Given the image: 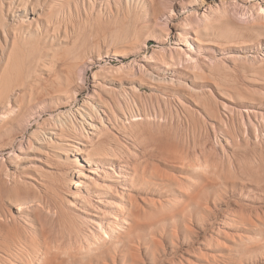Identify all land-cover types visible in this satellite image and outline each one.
I'll use <instances>...</instances> for the list:
<instances>
[{
    "label": "rangeland",
    "instance_id": "374dc122",
    "mask_svg": "<svg viewBox=\"0 0 264 264\" xmlns=\"http://www.w3.org/2000/svg\"><path fill=\"white\" fill-rule=\"evenodd\" d=\"M207 1H200L197 14ZM190 2L0 0L2 73L11 79L27 73L28 89L40 88L20 119L0 117V264H112L114 257L115 264H264V18L249 2L197 20ZM180 28L185 38L176 35ZM197 30L216 46H199L192 39ZM122 45L124 56H112ZM76 55L70 69L75 89L63 102L44 96L42 75L54 78ZM147 70L160 79L148 78ZM89 95L104 105L109 128L90 140L78 116L76 124L72 115L64 120L70 136L87 140L88 151L99 157L85 162L79 156L86 180L70 174L72 160L33 140L35 131L54 126L59 107L75 112ZM106 150L122 155L133 173L118 188L123 206L136 205L127 221L140 224L142 241L130 243L132 258L120 252L127 224L111 228V240L93 242L97 230L86 217H94L77 205L85 207L89 190L92 205L108 201L94 196L108 165ZM71 178L82 183L71 186ZM9 197L33 203L27 216L14 212ZM89 241L92 249H81ZM104 245L118 251L102 260L97 252Z\"/></svg>",
    "mask_w": 264,
    "mask_h": 264
},
{
    "label": "bare ground",
    "instance_id": "6f19581e",
    "mask_svg": "<svg viewBox=\"0 0 264 264\" xmlns=\"http://www.w3.org/2000/svg\"><path fill=\"white\" fill-rule=\"evenodd\" d=\"M200 1H203V0H200ZM200 1L199 0H191V2L187 5L190 8V11H191L190 13H192L195 16L197 15V17H198V18L196 17L197 20L206 17L208 15L207 12H212L213 13L214 10H218L219 8L226 9V8H228L230 6L231 7L232 6H239V5H241V3H245V4L247 3L248 4L249 2H250V4H249L250 6L249 7L250 8H253L254 6H257L258 9L260 11H262V15H263V18H264V6L262 5V4H264V0H218V2H216L215 0H209V1H207L202 6L203 9H204V11H202L201 15L200 14H197V10L201 6ZM254 1H256V2H254ZM187 10H188V8H187ZM249 13H250V11H249ZM24 15H25V13H24ZM24 20H25V18H24ZM188 21L190 23H192L194 21V18H192V17L189 16L188 17ZM262 21H263V19H262ZM20 23H21V21H20ZM251 24H252V27H255V28H259L260 27V22L258 20H256V19H253V21L251 22ZM192 34L194 35V36H192V39L199 46H216V44L210 43L209 41L203 42V39H202L201 34H200V31H198V30L197 31H194ZM176 35L179 38H185V36H187V32L184 29H181L180 28V29L177 30ZM5 37H6V35H5ZM5 44H7V39H5L4 45ZM56 44H60V43H56ZM126 47H127V45H122V46H119V47H114V50H113V52H112L111 55L112 56H116V57H118V56L119 57L120 56H124L125 51L127 49ZM230 47H235L236 48V47H238V45L237 44L230 45ZM1 49H5V48L2 47ZM1 55H2V52H1ZM68 56H69V54H68ZM79 58L80 57L78 55L74 56L73 61L66 66V68H67L66 70H63L61 68L59 70H57L56 73H55V75L53 74L54 75V78H55V76L57 77L56 80H53L54 78L51 77V76H49L48 74H43L42 76L44 78V81L46 83H48V87L41 88L40 92L44 96L45 95L55 96L58 99H60V101H62V102L64 100H66L65 98L67 97V95L69 94V92H71L72 90L75 89V87H74V85L72 83L73 78H72V75L70 73V69L74 66V63H76L79 60ZM3 62H4V60H3ZM0 63H1V61H0ZM5 69H6L5 72L8 73L9 72L8 71V67H6ZM2 70L3 69L0 68V114H2V115H0V117L4 118V119H6V121H9L10 122L12 120L20 119L23 116L24 112L26 110H28L30 108V106L33 104L32 101H33L35 95L39 93V91H37V90H39L40 88L39 89H36V84H35V87H32V88H29L28 89V86H30L32 83L29 84L27 82L28 81L27 80V77H28L27 73L21 75V73L18 74L16 72V77H14L13 79H11V78H9L8 75L6 77H4V75L2 73ZM15 71H17V70H15ZM146 76L148 78H150V79H157V80L160 79V78H155L154 77V74L152 72L148 71V70H147ZM172 80H174V79H172ZM126 84H127V82H126ZM128 84H129L128 89H130L133 92L136 87L132 83H128ZM115 85H117V84H115ZM122 88H124V87H122ZM93 92L95 93V90ZM39 96H41V95L39 94ZM39 96H38V98H39ZM44 96L42 98H44ZM47 98H48V96H47ZM90 99H91L90 95L87 96L85 99H82L81 103L78 104L79 106L78 107L76 106L77 109L76 110L74 109L75 112H72V113L70 112L71 110L68 112L67 110L63 109L64 108L63 106L59 107V109L57 108L58 109V112L53 117L51 116V119L53 121L52 123H53L54 126L53 127H48L46 125L47 128L44 131L41 130V133H42L41 135L38 134V131L37 132L35 131V134L37 133V135H36L37 136V139H34L33 140L39 146L40 145H43V144L46 145V146H50V148H52V149H54V150L57 151V153H58V155H60V157H61V155L64 156L65 157V161L72 160V162H73L72 164H74V168L72 169V171H71L70 174H73L74 176L75 175L83 176V178L86 179V180H89L90 177H88V174H86L84 172V170L82 168L83 165L79 161V156L80 155H84L82 157V160L85 161V162H89L90 159H97L99 157L92 156V154L88 151V149H87V146L88 145H86L87 143H84V142H87V140L80 139L77 136H75L74 138H72L70 136L69 130L66 128V125H65L64 120H67L65 118L68 117L69 115H72V122L76 124V121L78 120L77 119V116H78V118H80V125H81V128H82V132L84 133V135L87 138H89L91 140V137H90L91 134L92 135H101L103 133V130H106L107 128H109L107 126V124H106V122L109 123V120L107 119V115L105 114V110L103 109V106L104 105L101 102H92V101H90ZM92 100H93V96H92ZM136 116L139 117V115H132V117H136ZM1 121H3V120H1ZM4 141H6V139ZM100 143H104L102 139L100 140ZM92 145H94V143H92ZM103 159H104L103 160L104 164H108L110 166L107 165L106 167H103L102 170L100 171V173L103 174L102 175L103 177H100V178L98 177V179L101 181V183L100 184L97 183L96 188H98V189H96V193H94V196L98 197L97 195H106L108 197V201L107 202H103L100 199H97L96 203L98 205L97 204L95 206L92 205L91 204V197H90L91 192L89 190V191H86V195H85V198L87 199V203H85V207L82 205L81 201L78 202L77 205H80V207L83 208L82 213H84L86 216L89 215V216H93L94 217V218L86 217V220H87V222H89V225L92 226V227L94 226L96 228V230L98 231V232L95 231V229L92 230V240H93V242L96 241V240H99L101 237L103 238V236L105 238H108V239L111 240V238L109 237L111 231H113V230H111V228L116 229V228H119L121 226V224H127L128 226L126 227L125 232L123 231V234H126L128 236L127 237L128 238V241L127 242H122L121 248H120V252L121 251L123 252L124 259H125V257L126 258H128V257H131L132 258V251H133L134 248H133V245H131L130 243L137 242L139 244V242L142 241V237L139 234L140 224L139 223H135L134 221H132L131 223H129L127 221V217L125 215H128V214H131L132 215L133 214V210L136 209V205H135V202L130 201L128 207L123 206L122 203L124 201L121 200V197H120L121 196V192H119L120 190L118 191V188L121 189V188H123V186L125 187V185L128 184V179L131 180V177H133V173L130 171V165H129V163L120 154L111 153V152H109V151L106 150L105 153H104ZM98 162H96L95 166L96 165H100ZM111 166H116V169L117 170L113 169V167H111ZM90 169H91V167H90ZM90 169L88 170L89 173L91 172ZM93 169H95V168H93ZM106 169H109L111 171L109 172ZM95 172L96 171H94V173ZM114 178L116 180H114ZM95 182H97V179L96 178H95ZM81 183H79L78 181H74L73 178L70 179V185L71 186H75L76 188L79 187ZM84 183H85V181H84ZM81 188H83V187L81 186ZM104 189H108L109 193H105L104 192ZM23 194H24V192H23ZM4 197H5V195H4ZM22 198H20V199H22ZM43 198H44V196H43ZM5 200H6V197H5ZM7 203L9 204V206L12 207V209H14V212L20 214V217H21V215H24V217H25V216H27L28 212H30V208L28 206L31 203L30 200H25V201H20L19 200V201H17L15 199H12V197H9ZM35 203L38 204L40 202H37L36 201ZM31 204H33V203H31ZM37 204H35V205H37ZM99 204H100V206H99ZM92 206H94V208ZM11 207H10V210H11ZM91 208H92L93 211H96V214L95 215H93L90 212ZM44 210H42V211H44ZM47 210H46V212H47ZM11 214L13 215V211H11ZM102 214L108 218L107 221H106V223H108V225H110V228L108 226V229H107V224L104 223L101 220V215ZM1 216L2 215L0 214V219L2 218ZM122 217H124V220L122 219ZM12 220L13 221H16V219H14V218H12ZM32 221H33V219H32ZM40 232L41 231H39V232L34 231V233H35L36 236H40ZM99 232H100V235H99ZM93 242L89 241L88 243H85L84 244V247H82L81 249H90V248L92 249L91 246H92V243ZM44 244H46V241L44 242ZM110 250L113 253H115L116 251H118L117 248L115 249V248H112L110 246L104 245L101 250H98L97 254L99 256H101L102 260H105L107 258L106 254L109 253ZM74 252H75V250L74 249H71V255H69V257L74 258L73 255H72V253H74ZM47 255H48V250L45 252V256H47ZM110 259L112 261V264H115L116 258L114 257V258H110ZM87 261L91 262L92 260H87ZM95 263L96 264H103V263H99L98 261H96Z\"/></svg>",
    "mask_w": 264,
    "mask_h": 264
}]
</instances>
